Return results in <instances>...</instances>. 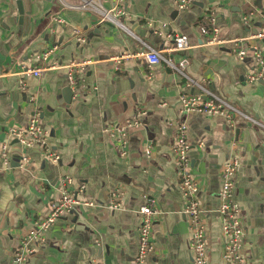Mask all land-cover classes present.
<instances>
[{"label":"crops","instance_id":"1","mask_svg":"<svg viewBox=\"0 0 264 264\" xmlns=\"http://www.w3.org/2000/svg\"><path fill=\"white\" fill-rule=\"evenodd\" d=\"M102 4L110 7L106 0ZM125 7L127 16L118 28L99 23L91 11L63 8L58 0H24L20 24L11 0H0V264H14L13 253L32 222L59 199L58 178L64 175L72 178L71 190L79 199L93 205L57 220L24 264H134L139 209L148 200L155 211L154 250L145 264H194L173 155L180 122L187 127L190 174L204 211L207 264H223L218 192L221 166L231 153L239 159L233 195L244 226L243 251L248 264H264V130L239 119L232 130L221 118L180 115L179 95L195 90L186 88L175 70L164 64L149 67L135 58L118 64L110 60L141 50L139 41L171 48V37L186 36L190 49L169 55L172 63L182 62L187 76L205 79L216 95L264 124V83L244 82L249 62L235 56L231 43L262 29L264 0H192L184 10L174 0H125ZM209 17L223 43H205L200 27ZM48 49L53 53L47 60L35 59ZM77 63L84 65L75 70L76 92L67 104L62 90L68 67ZM22 65L52 69L39 78H24L21 89V77L4 74ZM34 114L50 134L58 163L7 135L9 128L25 127ZM133 119L139 125L126 130L127 152L121 157L106 129ZM22 155L29 160L23 163ZM116 191L120 208L113 210L108 205Z\"/></svg>","mask_w":264,"mask_h":264},{"label":"built area","instance_id":"2","mask_svg":"<svg viewBox=\"0 0 264 264\" xmlns=\"http://www.w3.org/2000/svg\"><path fill=\"white\" fill-rule=\"evenodd\" d=\"M79 1V5L71 6L65 0H58L63 8L88 10L97 16L99 23L111 22L118 28H123L120 23V18H125L127 16L125 0H106L110 3V7L108 8L103 6L102 0ZM174 3L179 10H184L192 4V0H174ZM261 18L264 21V10L261 13ZM52 19L56 22L63 23L62 20H58L54 17H52ZM200 33L205 37V43L207 45H218L223 43L218 38V28L215 19L212 17H209V22H207V24L200 27ZM171 40V48L161 49L152 48L147 43L139 41L142 46L141 50L133 54H125V56L121 55L116 58H111L110 60L118 64L121 60L135 58L145 61L149 67L164 64L168 68L175 70L185 79V87L195 90L193 94L181 93L179 95L180 115L200 114L211 118H221L225 125L232 130H235L236 120L239 119L247 126L252 128L258 127L264 130V124L257 118L250 116L224 98L216 95L207 86L209 83L208 81L205 79L197 80L187 76L183 72L184 65L182 62L175 66L169 58V55L174 52L187 51L190 49V45L186 36L175 35L171 37ZM231 43L234 45L232 51L235 56L241 61L248 60L249 62V70L244 78V82L248 84L264 83V24L262 29L255 34L231 40ZM52 53L53 49L45 50L38 53L35 59L44 62ZM83 65L84 63H77L68 67L66 79L72 92H76L75 70ZM48 69H52V67L35 66L29 68L22 65L19 70L15 72L12 69L7 70L4 75L8 76L12 74L21 77L22 79H20L19 83L22 87L21 89H24V78H39L42 76L43 72ZM29 99L35 100V97ZM138 125L139 122L133 119L121 126L109 127L106 129L109 136L117 140L121 157H124L127 152V142L125 140L126 130ZM7 135L16 140L17 144L23 148L29 149L38 147L48 160L58 163L59 155L52 150L50 134L41 126L37 114H34L28 120L25 127L9 128L7 130ZM188 151L187 127L184 123L180 122L176 126L173 144V155L178 169L177 188L184 198L182 213L187 219L191 233L189 245L192 249L194 264H207L206 257L208 248L203 219L204 211L198 198V184L190 174V158L188 156ZM1 154L3 162L8 164L10 162V157L8 156L6 144L1 146ZM145 154L146 157H150V144L145 148ZM28 160V157L22 155L21 161L23 163ZM238 168L239 159L234 153H231L222 164L220 170L222 183L218 192L219 206L217 213L222 223L223 248L221 259L223 264H248L247 255L243 251L241 241L244 234V226L240 217V209L233 195L234 177ZM71 186V177L64 175L58 178V188L60 191L59 199L50 205V211L46 216L32 222L29 232L20 240L19 246L13 253L14 264H24L26 262L27 257L34 251V244L44 241L43 238L45 233L57 220L66 215L78 214L82 205H93L92 203L82 202L78 197V192H73ZM81 189L83 188L81 187ZM119 196L120 193L118 191L113 193L112 202L108 205L109 208L113 210L120 208ZM152 207L153 202L148 200L139 209L141 218L137 227L138 244L134 264H145L146 258L154 250L152 243V217L155 211Z\"/></svg>","mask_w":264,"mask_h":264},{"label":"water","instance_id":"3","mask_svg":"<svg viewBox=\"0 0 264 264\" xmlns=\"http://www.w3.org/2000/svg\"><path fill=\"white\" fill-rule=\"evenodd\" d=\"M11 2H12L13 7L16 8L18 12L19 23L22 24L24 20V13H26L24 9V0H11ZM62 91L64 94L65 102L69 104L72 98V91L70 90V87L67 85V87H65ZM238 132L239 130H236L235 132L236 137L238 136Z\"/></svg>","mask_w":264,"mask_h":264}]
</instances>
